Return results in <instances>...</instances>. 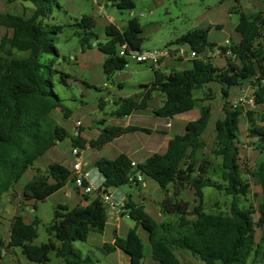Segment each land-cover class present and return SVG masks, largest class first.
Returning <instances> with one entry per match:
<instances>
[{"label":"trees","instance_id":"trees-1","mask_svg":"<svg viewBox=\"0 0 264 264\" xmlns=\"http://www.w3.org/2000/svg\"><path fill=\"white\" fill-rule=\"evenodd\" d=\"M20 1L34 5L30 17L0 13V26L7 29L1 38L0 49H6L10 54L9 57L0 56V198L14 189L29 169H34V177L24 185L23 199L45 201L63 189L71 179L73 181V172L58 162L50 163L45 170L35 167L37 161L58 142L70 138L76 148L86 149L89 143L91 147L100 149L124 133L150 130L112 126L106 128L98 139L90 141L69 134L52 116L57 109L65 118L69 116L55 91L54 77L58 72L56 60H41L43 55L59 57L52 34L59 33L62 27L49 29L41 20L51 14L52 0ZM115 6L119 10H133L136 4L134 0H115ZM79 27L91 30L94 20L83 16ZM209 31L198 29L179 40L197 54L191 60V68L173 70L169 74L152 69L154 79L142 86L144 92L116 101L115 114L123 117L144 109L152 92L159 91L165 96V106L156 114L173 118L193 110L196 104L193 92L212 82L221 85L222 95L226 99L231 86L251 82L255 87V104L264 106V13L256 16L240 14L235 26L239 40L230 46L237 57H225L223 67L215 65L210 55L213 47L208 39ZM142 32L143 26L135 17L124 28L112 24L106 27L108 39L105 43H98V48L107 56L103 68L108 78L127 65L126 57L119 55L122 45L126 44L131 51H142ZM85 33L93 36L92 32ZM222 50L226 51V48ZM14 51L27 53V56L15 57ZM204 51L208 55L202 58ZM223 110L224 118L215 125L211 150L213 155L221 158L223 183L210 181L207 174L212 162L198 157L207 147L203 139L211 117V107L207 105L201 108L198 119L186 124L184 134L169 139L164 154L157 153L135 167L125 154L98 159L95 166L104 178L105 189H99L96 199L84 196L83 202L72 209L58 205L54 219L47 227L50 236L47 243L33 244L38 237L37 218L26 223L21 214L15 215L10 221L8 248H20L27 260L40 264H49L52 252L65 264H94L91 256L82 257L75 250L74 242H86L92 231L105 229L107 204L100 192L132 185L128 179L138 172L153 179L165 192L161 201L162 210L176 215L177 220L158 222L147 213L143 204L129 199L122 207L123 215L134 220L136 226L128 231L126 237L115 236L114 243H105L102 251L110 255L120 250L129 256L130 264H145L144 243L137 233L138 227H141L148 233L151 257L157 264H181L176 255L179 250L190 253L205 264H257L260 244L256 241V229L264 232V124L255 123L253 114L248 113L251 123L249 131L252 137L257 138L261 156L260 162L249 173L262 189L255 211L253 206H242L238 199L239 196L247 197L250 188L240 164V148L237 145L243 110L241 107L232 110L227 101ZM207 186L225 191L233 197L228 214L206 213L202 203L191 209L188 202L178 199L182 190L191 188L202 202L203 189ZM169 188L173 190L172 196ZM256 212L257 220L254 218ZM190 214L195 218H189ZM0 245H4L1 238Z\"/></svg>","mask_w":264,"mask_h":264},{"label":"rangeland","instance_id":"rangeland-1","mask_svg":"<svg viewBox=\"0 0 264 264\" xmlns=\"http://www.w3.org/2000/svg\"><path fill=\"white\" fill-rule=\"evenodd\" d=\"M134 1L136 6L133 10H119L115 6V0H52L51 14L41 19L49 29L55 26L62 27L59 33L52 34L55 38L59 57L54 54L43 55L41 60L48 58L56 60L55 68L58 72L54 77L55 91L62 99V104L68 110L69 116L65 118L59 109L55 110L52 116L71 135H75L74 127H77V122L80 121L85 135L92 139H98L106 128L114 125L111 120L113 118L118 119L115 114L117 110L115 102L120 98L140 95L144 92L142 86L150 84L154 79V71L151 66L147 63L137 62L132 55L125 56L127 65L124 69L109 78L105 75L103 65L107 56L99 50L98 43L107 41V26L112 24L118 28H124L129 20L134 17L138 18L143 26L142 51L168 50L176 58L174 59L176 64L181 69H187L190 67V60H192V51L188 44L179 41L182 36L198 29H210L208 39L212 44L224 45L227 40L231 43L238 42L239 38L235 32V26L240 19V14L256 16L264 13V0ZM33 10L34 5L31 2L0 0V13L30 17ZM83 16H88L94 20V27L91 30L79 27ZM85 32H92L93 36L86 35ZM6 33L7 29L0 26V43L1 38ZM211 52L215 65L223 67L226 59L217 54V49H212ZM0 56L9 57L10 54L6 49H0ZM14 56L21 58L27 56V53L14 51ZM181 59L184 61L183 66H180ZM252 82H256V80ZM253 91H255L254 85L244 81L228 89L227 99L222 95L221 85L216 82L193 92L196 104L192 112H200L201 108L207 105L211 107L210 121L203 135L207 147L198 154V157L212 162L207 174L212 182L223 183L221 158L211 153L214 146L216 122L224 118L223 106L227 101L231 108L230 104L234 100L244 94L250 96ZM107 94H109L108 97ZM162 99H165L163 93L153 91L148 104L155 107L161 103ZM241 109L243 115L240 117L237 145L240 148V164L250 188L247 197L239 196L238 199L242 206H253L257 211L262 189L249 173L260 162L261 156L257 138L252 137L249 131L251 123L248 113L253 114L255 123L264 124V106L245 104ZM73 148L71 139L65 138L37 161V168L45 170L48 163L52 162L72 166L75 162V157L72 154ZM101 149L102 154L109 151V156L112 152L116 153V150L112 149L109 143L102 146ZM80 150L83 159L82 173L89 176L91 186L94 189L90 194L86 195L83 191L77 190L71 179L66 187L45 201H24V185L35 175V170L29 169L14 189L2 195L0 198V238L5 247L0 248V253L3 254L0 256V264H40L27 260L20 248H8L9 225L15 215L21 214L28 223L38 219V237L33 244L41 245L50 239L47 227L52 223L54 211L58 205H66L72 209L84 200V196H88L91 200L96 199L99 195V189H105L103 187L104 178L95 166V160L99 157L97 149ZM144 181L147 182V187L143 189L137 185L128 184L119 188L107 189L111 197L110 202L106 203L107 214L111 217L109 226L104 234L91 233L86 242H74L75 250L82 257L91 256L94 264H118L119 259L124 260L125 253H122L120 257L115 254L109 256L101 249L104 240L110 242L114 231L117 230L118 235L124 238L128 231L136 226V222L129 216L124 215L120 224L113 218L115 210L120 208L122 196L127 197V201L131 199L137 204H143L147 213L158 222H175L177 220L176 215L167 214L162 210L161 197L165 196V192L150 177L144 176ZM169 191L172 196V188H169ZM203 194L201 202L191 188H186L180 192L178 199L188 202L191 209L202 203L206 213H229L232 196L210 186L203 189ZM21 204H25V206H21ZM114 205L117 207L115 208ZM189 218L192 219L195 216L190 214ZM254 218L257 220V212ZM137 233L144 243L145 264H157L151 257L148 233L141 227H138ZM256 241L260 244L257 264H264V232L259 228L256 229ZM176 255L181 264H205L184 251H176ZM49 264L65 263L57 257L55 252H52Z\"/></svg>","mask_w":264,"mask_h":264},{"label":"crops","instance_id":"crops-1","mask_svg":"<svg viewBox=\"0 0 264 264\" xmlns=\"http://www.w3.org/2000/svg\"><path fill=\"white\" fill-rule=\"evenodd\" d=\"M213 44L218 45V43H213ZM213 49H216V47H213ZM210 55H213V53L211 52ZM174 59H176V58L173 57V54H172V58L163 61L159 70L165 74H169L173 70H182L181 67H179L176 64V62H175L176 60H174ZM183 63H184V61L181 59V65L180 66H183ZM191 66H192V63L190 60V67L189 68H191ZM183 69H185V68H183ZM109 94H110V92H109ZM109 94H107V97L109 96ZM114 102H115V100H114ZM164 106H165V99H162L161 103L155 107L150 106L148 104V101H147V105L144 109L136 110V111L132 112L131 114L123 116V117H120L117 115L118 119H116V120L113 118L111 121L113 122V124H114L113 126H115V127H122V128L136 127V128L150 130V132H144V131H140V130L127 132V133H124L122 136L112 140L109 143V145L112 146V149L116 150V153L112 152L110 156H109V154H110L109 151L107 153L102 154L101 148L100 149L93 148L89 145V143L86 144V149H92V150L97 149L99 157L96 158L95 162L98 159L103 158V157L115 158L120 154H125L130 158V160L132 162H135L136 164H140V163H144L148 158H150L151 156H153L157 153L164 154L167 151L169 139L171 137H173L174 135L184 134L186 124L190 121H194V120L198 119L201 115V111L196 112V113L192 112V111H194V109H195L194 108L193 110H191L189 112L174 116L173 118L161 117V116L157 115L156 112L162 110L164 108ZM147 121H149V122H147ZM74 129L76 130V127H74ZM79 136L86 139L87 141L95 140V139H92L91 137H89L88 135H85V133L83 131V126L81 129H79ZM214 138H215V136H214ZM204 141L206 142L205 139H204ZM58 163H60V162H58ZM49 164L50 163H48V165ZM60 164H63V163H60ZM63 165H65V164H63ZM65 166L67 168H69L70 170L72 168L71 165H65ZM35 167L37 168L38 164L35 165ZM83 175L87 179L88 183L91 184V180H90L89 176L86 174H83ZM137 186L141 187L142 189L146 188L147 182H145V186H143L142 184H139ZM163 198L164 197L162 196L161 199L163 200ZM127 200H128L127 197L122 196L121 197V204H119L120 208H117V210H115V212L113 213V218L117 221L118 224H120L122 217L124 216L123 215L124 211L122 210V207L127 202ZM81 202H83V201H81ZM114 207L116 208L117 206L114 205ZM126 216H128V215H126ZM110 218L111 217L108 216V221H107L106 227L103 231H96L95 230V231H92L91 233L104 234L106 228L109 226ZM26 223H28V222H26ZM9 231H10V225H9ZM115 236H119L117 230L114 231L110 242H108L107 240H104L103 245L105 243H114ZM119 237H121V236H119ZM9 239H10V236H9ZM3 247H5V244L0 245V248H3ZM122 253H123L122 251L116 250L114 253H112L110 255L115 254V255H119V257H120L122 255ZM2 255L3 254H1V256ZM124 255H125L124 260L119 259L120 262L118 264H130L129 256H126V254H124Z\"/></svg>","mask_w":264,"mask_h":264},{"label":"built area","instance_id":"built-area-1","mask_svg":"<svg viewBox=\"0 0 264 264\" xmlns=\"http://www.w3.org/2000/svg\"><path fill=\"white\" fill-rule=\"evenodd\" d=\"M231 42L227 40L224 45H217V54L220 57H229L232 59H235L237 55L230 49ZM226 48V51H223L222 49ZM120 56H126V55H132L134 59L139 63H147L151 66L154 70H159L163 61L172 58V53L168 50H147V51H131L128 50V46L126 44L122 45L119 50ZM197 56L196 53L192 52V59ZM245 104H251L255 105V96L254 91L249 96L247 94H244L240 97H238L236 100H234L230 105L231 108L237 109L238 107H242ZM81 127V122H77V127L75 130V135H79V129ZM72 154L75 157V162L72 165L71 171L73 172V183L77 190L83 191L85 194H90L94 191L93 187L90 183H88L87 179L82 174V168H83V159H82V151L80 148L74 147L72 150ZM137 164L135 162H132V166L135 167ZM129 183L132 185H139L142 184L145 186L144 181V175L141 173L132 174L129 177ZM103 200L108 203L110 202V194L108 192H100Z\"/></svg>","mask_w":264,"mask_h":264},{"label":"water","instance_id":"water-1","mask_svg":"<svg viewBox=\"0 0 264 264\" xmlns=\"http://www.w3.org/2000/svg\"><path fill=\"white\" fill-rule=\"evenodd\" d=\"M216 46H217V44H212V47H216ZM207 55H208V52L207 51H204V52H202L201 57L204 58Z\"/></svg>","mask_w":264,"mask_h":264}]
</instances>
